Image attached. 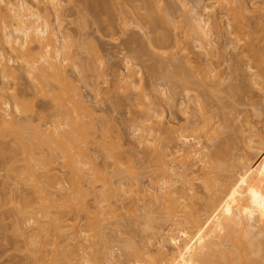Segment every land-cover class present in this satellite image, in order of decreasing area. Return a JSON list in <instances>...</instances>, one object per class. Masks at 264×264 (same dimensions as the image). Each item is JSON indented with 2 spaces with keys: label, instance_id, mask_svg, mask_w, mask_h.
Wrapping results in <instances>:
<instances>
[{
  "label": "rangeland",
  "instance_id": "374dc122",
  "mask_svg": "<svg viewBox=\"0 0 264 264\" xmlns=\"http://www.w3.org/2000/svg\"><path fill=\"white\" fill-rule=\"evenodd\" d=\"M29 1H35L36 2V0H29ZM47 1L48 0H45V1L40 0L39 2L42 3V4H40V6L44 5L45 4L44 2H46L45 5H48V8H49V4H47L48 3ZM59 1H60V6L62 5L61 10H63V12L61 14L62 18L60 17V19L62 20L61 21V28L64 32V35H63V38L65 37L64 41L66 38L68 39L70 36L69 40L66 39L67 41H69L68 43H70V41L73 42V43L69 44V45H71L72 52L70 50L69 51L73 54V55L72 54L71 55L73 56L74 62H75V60L79 59L77 61L79 64L77 62L76 63L73 62L75 64V66L72 63H71L72 65L69 63L70 65L68 64L69 65L68 66L66 63V65L68 66L69 69L67 67L65 69L68 70L69 74H71L72 78L75 80L74 83L75 84L77 83L76 85L80 87L79 89H81L80 91H82V95L85 98L87 97L88 101L84 98L87 102L85 104H87L90 109L92 108L91 109L92 112H90V110L88 109V107L86 105H85L86 107L84 106L85 107L84 108L83 107L84 104H82V106H81L82 108L81 107L77 108V106L75 108V106H73L72 103H71L72 106L66 104V107L68 109L72 108L71 109L72 111H73V107L76 110L79 109L78 110L79 112L74 109L75 112L73 111V113L75 114L77 112L76 117H78V115H80L81 119H80V116H79V118H76L74 116L75 118L72 117V120L76 121V122L81 120L80 122L82 124L81 126L83 127L84 132H85V129L87 127H89L91 125H92V127L87 128L86 134H85L86 139H84L82 141L83 144L80 143V146L82 144V146L80 147L82 154H83V150L85 149L83 157H82L81 152H79L80 157L84 160V162L80 159V161L82 163V164H80L81 166H79L80 171L74 172L76 174L82 175V176H79V178H82L81 179L82 181L78 177L77 178L75 177L78 175L71 173L70 172L71 170L69 171V169H67V167L63 165L61 158H58L57 162L55 161L56 163L55 162L52 163L53 165L51 164L52 166H50V170H49L50 172L49 173L53 174V177L55 176L54 178H57L59 175L60 176L58 178H61V176H62V181H60V182L62 183L65 181L62 184V186H63V188L66 187V189H68V191L70 189H72L73 186H75L74 187V188H76L75 193L78 195L77 197L79 198L81 204L86 205L88 203L89 208H88L87 214H88V217L90 216L89 218H91V216L96 215L94 213L95 210H94V195H93L95 185L93 186V184L96 183L97 185H99L98 182H95L94 180L92 181L93 178H91L93 172L96 170L95 169L97 167L96 164H98L99 169H101L105 165L106 168L104 166L103 169L105 168V170H108L107 172H111L113 174L112 177L115 176L112 179L122 178L121 180H123V182H125V183L130 181L131 176L129 175V177H128L127 173H129V172L127 170L124 171L123 169L127 168L128 165H131V166H133L135 171L139 172V174H140L139 175V181H140L141 185L144 186V188L149 189L152 186L155 188L157 186H161V184H160L161 180H158V179L164 178V177H161L162 175L163 176L165 175V177H167L172 172L171 171L170 172H164V174H162L161 173L162 171L159 169L160 166L156 167V165H155L156 161H159L158 160L159 158L157 159V157H159V156H157V153L160 152L162 149H164V146H166V145H168V146H166V147H168L167 150H170L169 146H172V147L174 146V145H172V142H171L172 140L170 139V135L172 133L170 131L168 134V131H169L168 129H171V127L179 126L176 129L181 130V128H180L181 125L187 124L186 121L190 120L192 128L194 129V127H196V128L198 127V129H194V130L190 129L192 131H190V130L185 131L184 130L182 133L184 134V132L188 131L187 134H189L190 132H192L193 134H196L194 138L198 139L201 142V145L208 146L207 147V148H209L208 150L212 151L213 153L216 154V156H218V160H219V162H221L223 164V166H224L225 161L221 160V158L225 159V160L228 159L227 160L228 163L225 162V166H227V167L224 166L225 170L223 168V170L219 171L221 173V176L219 175L220 174L219 172H218L219 174H217V176H219L218 177L219 178V180H218L219 184H220V182L223 181L225 183V185H224V183H222L224 185V186L223 185L222 186L226 187L227 186L226 183L229 184L228 181H230V183H231V179L227 180V178L233 177L232 180L235 179V177H234L235 173L238 171L236 173V179H238L240 181H238L239 183H237V180L235 179L234 183H231L232 187L233 188L237 187V189H241V193L245 194L246 196H247V194H249L250 195V197L248 196L249 198L252 197L250 199L251 201L248 202L246 200L245 195L244 196L241 195L242 197H245L244 199L243 198L242 199L246 200V202H248V204H244V201H243L242 205L244 206V208L240 209V213L241 212H243V213L241 215L240 214L239 215L243 218V220H245L249 224L253 225L254 229L256 231H261V232H259L260 234H257L258 236H255V238H257V239L259 238L261 241H259L258 244H259V246H261L260 242H262V246H263L264 245V242H263L264 241V142H262V140L264 139V86H262V84L261 85L256 84V86H257L256 87L255 82H252V81L254 79L259 80L260 74L261 75H262V73L264 74V67L261 68L262 65L264 66V54L262 52V51H264V0H239V1L238 0H232L233 2L230 0L231 3L229 1H228L229 2L228 3L227 0H224L226 5L224 3H221V2H223V0L222 1L221 0H200L201 3L198 2V0H170V2H168L167 0H163V2H164L163 7L168 9V7H166L167 3H170L172 6V7L170 6L171 8L169 7L170 8L169 10L166 9L168 12L171 10L169 12V14L170 15L172 14L170 16L171 17L170 19L172 20L171 21L172 24L171 23L170 24L169 23L163 24V23L157 22L158 24H160L159 26H158V24H156L159 28L157 26H156L157 28H155L154 27L155 25H150L152 23L148 19H146L148 17L146 16V10L144 8V2H145L144 0L143 1H141V0H94V1L89 0V2H87V0H84V1L83 0H62V2H61V0H59ZM90 1H91V3H90ZM237 1L240 3H238ZM85 2H86V5L87 4H89V5L83 7V5H85L83 3H85ZM161 3H162V0H161ZM194 3L196 5L198 4L197 8H198V10L200 9L201 11H202L201 8H203V6L207 7L208 10L207 11L205 10V12H204L205 19L206 18L207 19H210V18L213 19V14H216V16L218 17V18H214V19H217L219 21V22L218 21L216 22L217 23L216 25L213 24V22L211 21L212 19L209 20V23H211V24H209V26L212 25V26H210V30L212 27H216L218 24H220L218 26V28H220V29H218L216 27L217 32L214 31L215 28H213L214 30L213 29L211 30L212 35L210 33L209 39L212 42H210V44H209L210 47H209V45L207 46V48L209 47V50L206 47L202 46L208 50V51L204 50L207 52H209L212 49L210 51L211 53L209 52V54H207V53L205 54V52L203 51L204 48H202L201 50L198 48V43H197V41H195V39L193 37L194 36L193 33L191 35L192 31H190V26L188 24L184 25L185 23L188 22V21H186V17H188V16L184 17L185 20L183 18V15H187V14H183L186 12L185 11L187 9L186 6L189 4L190 5L193 4L192 6H196ZM241 3H244L246 6L244 4L242 5ZM184 4H186L185 9H183ZM223 4H224V7L228 6V4H231V5L233 4V11H232V6L230 7V9H231L230 10L229 9L230 5L226 9L223 7ZM238 5H239V7H238ZM241 5L243 6L242 8H241ZM86 7H88V8H86ZM188 7H190V6H188ZM234 7H235V9H234ZM84 10H85V12H84ZM48 11L50 13L49 14L50 17H48L49 16L48 15L47 18L49 19L50 22H52L54 20L52 22V25L56 24L55 23V22H57V21H55L56 17L54 16L53 13H51L50 9H48ZM79 11H81L80 13L82 14V16H84L87 13L86 14L87 17L85 15V20H83L84 17L80 16L81 14L79 13ZM156 11H158V10H156ZM160 12L165 13L164 11H160ZM180 12H182V14H183V15L181 14L182 16L180 15ZM159 13L157 14L158 16H159ZM207 13H209V14L207 15ZM42 15L44 16L45 14L43 13ZM209 16H211V17H209ZM230 16H232V17L229 18ZM233 17L234 18L236 17L237 22L239 19V23L235 22L236 20H234ZM228 18H229V20L232 19L234 21L231 20L230 21L231 23H230L227 20ZM257 18H259L258 21L260 23L257 21ZM240 19L242 21H240ZM147 20L150 22V24ZM179 20H180V22H178ZM183 20L186 22L185 23L182 22ZM86 21H88V22H86ZM255 21H257V22H255ZM81 22H83V25L81 24ZM85 22H86V24L84 25ZM232 22L234 23L232 28H234V25H236V24H238L237 25L238 27L235 26L236 28H234V29L230 28L232 26ZM227 23H229V24L227 25ZM228 26H229V28H228ZM240 26L245 27V28H241V34L236 31V30H239ZM167 27H169V28H167ZM187 27H189V28H187ZM168 29H169V31H168ZM186 29H188L189 32L186 31ZM244 29H245V31H244ZM250 29H252V31H254V32H251ZM162 30L163 31L167 30V33H166L167 38L165 37V31L163 32ZM232 30H233V32H232ZM248 30H250V32ZM242 32H243V35H242ZM169 33H171V34H169ZM189 33H190V35H189ZM184 34H186V35H184ZM230 34H232V36L239 34L238 35L239 37H241V36H243V37H241L240 38L241 40H240L238 36L232 37ZM161 35H163V37H161ZM156 36L158 38H156ZM77 38H78V42H75V45H74V41H75V39L77 41ZM159 38H161V39L159 40ZM170 38H171V40H170ZM233 38L234 39L236 38L237 40L236 39L233 40ZM242 38H245V39H242ZM80 39H82V40H80ZM156 39L159 40V42ZM162 39L165 40L166 44L164 43V41H162ZM229 39H230V44H229ZM59 40H62V39L58 38L57 42ZM231 40H232V42H231ZM247 40H249V43L251 41H253V42H251V45L253 43H255L254 44L255 46L252 45V48H251L249 46V44H247L248 43ZM79 41H81L82 43L81 42L79 43ZM83 41L89 42L87 44L90 47L88 52H87V49H88L87 45ZM93 41L95 42L94 44H96V45L93 46L92 49L93 50L95 48L98 49V50L95 49V51L98 53H96L95 51L93 52L91 49V46L94 45ZM226 41H228L227 42L228 44L226 43ZM233 41L234 42L237 41V42L234 43ZM244 41H245V43H244ZM167 42H169V43H167ZM238 42H240V44ZM77 43L81 44V48H80V45H78ZM83 43L85 44V46ZM167 44H169V46ZM166 45H167V47H165ZM235 45L237 47H235ZM72 46L73 47L78 46L77 49L80 51L77 52V50H75V48H74V50L76 52V53H74ZM82 46H84L85 48ZM159 46L161 49H159ZM211 46H212V48H211ZM67 47H68V45H67ZM246 47H248V48H246ZM5 48H7V47L5 46ZM164 48L166 49V51ZM249 48H251L254 51H255L254 48H256V50L258 48V50L255 52L257 54H259L260 57H258L259 55H257V54L255 55V52L253 51L254 57H252V54L250 53L251 54V56H250L251 58H250L249 52H251L252 50ZM157 49H158V51H157ZM244 49L247 52L243 51ZM90 50H91V52H90L91 54L89 53ZM168 50H170V51L167 52ZM238 50L240 52L243 51L242 53L245 52L242 55V57H240L242 53L241 54H240V52L236 53ZM189 51H190L191 62H193V61L198 62L197 64L207 63L211 68H214L213 69V71L215 70L214 73L216 71L219 73V75L217 72H216V74H213V76L210 78L211 82L214 79H215V81L221 80L219 84L217 83V85H219L218 86L219 88L217 87V85H216V88L222 89V90L220 89L221 91L218 90L219 92H221L222 95L220 94V95H209V96L202 95L203 93L199 92L202 90L201 88H200L201 90H199L198 87H196V89H195L193 84L191 85L190 82H189V84L187 82V85H185L186 86L185 90H187L188 86L190 85V89H192V90H190V89L188 90L190 93H192V92H195L197 94L200 93L199 99L200 100L203 99L202 102L205 104V105H203V107L205 106L204 108H202V109L200 108L201 110L198 108V103H197L198 101H196L194 98H192L193 95L190 98H186V95L184 96L185 92L183 93L184 90H182L185 87H183V85L181 86L179 82L177 85L175 83V81H173L172 79H170L168 77V75L174 70V65L171 62H175L176 60L180 59V57H181V59L178 60V62H181V60L183 61V62H181V63H183V65H182V68H183L184 60H186V59L183 60V58H185L184 53L189 52ZM201 51H203V52H201ZM259 52H262V53H259ZM77 53H78V55H77ZM168 53L169 54L171 53L170 54L171 56ZM74 54L77 56L75 57ZM161 54L162 55L165 54L166 56H169V57H167L168 61H167V58L165 56H162ZM210 54L212 56H210ZM261 54H263V55H261ZM91 55L93 57H91ZM158 55H160V56H158ZM236 55H237V57H236ZM262 56H263V58H262ZM78 57H81V59ZM164 57L166 59H164ZM255 57H256V59L262 58L263 61H261L262 63L259 64L261 66H259V65L257 66V62H259V60H261V59H258L257 61H256V59H252ZM89 58L90 59L94 58L95 61L93 62V59L90 60ZM238 58H240V59H238ZM248 58H249V60H248ZM16 59L17 58H14L13 61H11L9 63L11 65L13 63V65L15 66L14 67L12 65L13 70H12V67H11V70L16 74V77L15 76L10 77L11 74H9L8 77L0 76V78L2 77L3 82H5V84L9 87V89L7 90L5 95L8 98V100L11 101V103H12V95H14V93L20 94L19 97L21 96V98L23 99L22 101H24V102H21L24 104H23V107L21 108L22 109L21 114L19 113L16 115V117L19 116L17 119L18 120L20 119L23 121H25L24 120L25 118H26V120L28 119L25 122V124H27L29 122L27 124V126L24 124L25 128L27 127V129H29L31 126H32V129H37L38 123H41L40 125L44 129L46 126L52 127L53 124L54 125L57 124V126H58L59 121H60V123L66 122V120L62 119V116H61L62 114H60L58 111V108L61 105L59 104V106H57L58 102L56 101V99L54 97H52L51 95L44 96L45 94L43 95V93L37 89V87L33 84L32 80L28 77V75L25 74V71H22L24 68L23 69L21 68V67H23L21 60L18 59L19 61H17ZM73 59L71 57V60H73ZM85 59H87L88 61ZM240 60H242V61H240ZM101 61H103V64ZM159 61H161V62H159ZM164 61H165L166 66L164 65ZM251 61L253 63L255 61V64L250 65L249 62L251 63ZM91 62H93L92 65H90ZM127 62L130 63V64H127L128 66H126ZM178 62H176V63H178ZM15 63L21 65V67L19 65L16 66ZM168 63L171 65H169ZM246 63L249 65H247ZM76 64H78V65H76ZM186 64H187V62H186ZM197 64L194 63V65H197ZM236 64H238V65L236 66ZM132 65H134L133 68H136V70H137V68H139V70H137V71L134 70L132 68ZM159 65H160V67H158ZM172 65H173V70H171ZM70 66H72V67H70ZM73 66H74V68H73ZM130 66H131L132 74L134 77L132 75L129 77H125V76H128L127 72H129V70H127V69H129ZM251 66H254V67H251ZM125 67H128V68H125ZM195 67H197V66H195ZM241 68L243 70L245 68L246 69L243 71ZM255 68H259V69L254 70ZM96 69L99 72L98 71L96 72ZM125 69H126V71H125ZM238 69H240V70L237 71ZM262 69H263V71H262ZM89 70H91V72ZM103 70H104V72H103ZM186 70H187V73H189L188 76H190L191 71L189 70V68H187V65H186ZM234 70L237 72H235ZM247 70H249V71H247ZM259 70H260V72H259ZM165 71H166V73H164ZM183 71H184V68H183ZM213 71H212V73H213ZM245 71H246V73L244 74ZM185 72H183V73L185 74ZM197 72H199V69L197 70ZM257 72H259V73H257ZM90 73H92V74H90ZM98 73H100V74L103 73V74L100 75ZM256 73L259 76H257ZM87 74H89V75H87ZM250 74H251V77L253 78L252 81L250 79L251 77H249ZM253 74H254V76H253ZM95 75H96V77H95ZM81 76L84 77L85 79L84 78L79 79ZM199 76H201V75L199 74ZM214 76H215V78L212 79ZM218 76H219V78H218ZM9 77H10V79H9ZM75 78L78 81H76ZM216 78H218V79H216ZM0 81H1V79H0ZM250 81L252 82V84L250 83ZM121 82H123L122 85H121ZM211 82H209L210 85H211ZM139 83H140V85H139ZM232 83H234V84L236 83L237 86H240V85L243 86V87L240 86L238 89H240V88L242 89V88L246 87V89L244 88L245 90H247L246 93L244 95H242L241 89L240 90L237 89V90H235L236 92L231 91L232 94H236L238 91H240L236 95L228 94L229 92L227 91V88H228V90L230 88L232 89V87H229L228 85L230 84L232 86ZM141 84H142V86H141ZM215 84H212L214 89H216L214 87ZM179 86L181 88H179ZM193 87H194V89H193ZM140 88L144 89V91L146 93L144 91H142V94H141ZM197 88L199 91H197ZM209 89H212V88H209ZM214 89H213V91H215ZM223 90H226V92H228V93H226V92L224 93ZM243 90H242V92L245 91V90L244 91ZM176 91H178V94ZM181 93H183V94H181ZM143 94L145 97L142 96ZM215 94H217V92ZM219 102H222V103H219ZM67 103H70V102L68 101ZM74 103H76V101ZM79 103L80 102H78L77 105ZM147 104H149V106ZM31 105L33 108L31 107ZM156 106H157V108H156ZM143 107H144V110L142 109ZM153 107H155V108H153ZM181 107L184 110H186L184 108V107H186L187 111H184ZM61 108L64 109L65 106L59 108L60 110H63ZM203 110H204V112H203ZM145 111H146V113L148 111L149 114L153 113L152 114L153 119L146 121L144 123L147 126L151 125V127L153 128L151 134H152V138H154V141H153V143H151L152 141L150 140L147 143L148 145H146L145 143L143 145H141L140 143H138V140L136 138V136L138 135V134L136 135V132L137 133L139 132V131H137L136 126L143 120L142 119L139 122V119L142 118L141 117L142 112H144L143 113L144 116L146 115ZM183 111L188 112V113L184 114ZM198 111H201V112H198ZM62 112L64 113V110ZM39 113L42 115H40ZM73 113H72V115H73ZM200 113L203 115H201ZM56 114L58 116H55ZM140 114H141V116L139 117ZM149 114L146 117H149ZM205 115H206V117H205ZM42 116H44V117H42ZM144 116H143V118H145ZM186 117H188V119ZM206 118L208 119V121L206 120L208 123H206L204 120ZM77 119H80V120H77ZM153 120H155L154 123L158 122L157 125H153L154 124V123H152ZM80 122H78V123H80ZM30 123H31V126H29ZM135 124H137V125H135ZM216 125H218V126H216ZM24 126H23V129H25ZM155 126L156 127L158 126L160 128V130L159 129L157 130L158 127L155 128ZM164 127H166L165 130H164ZM213 127L217 128L218 131L215 130V128H213ZM61 128H62V126H60V129ZM189 128H191V127H189ZM219 128H220V130H219ZM0 129H1V127H0ZM89 130L93 133H90ZM206 130H207V132H206ZM214 131L218 132L217 136H216V132H214ZM220 131H222V132H220ZM87 132L91 135H93V134L94 135L89 136ZM34 133L36 134L37 132L32 131L31 129L26 130V131L23 130V132L21 134V139L18 137L20 143L17 142V145H16L15 144L16 141L12 140L14 135L12 137H10L8 135V133H7V135L6 134L3 135L0 132V147H1L0 148V154H2L1 152L3 150H5V151H3V154H2L3 156H0V159H1V157L3 158L4 156H7V157H4L5 159L3 158L0 160V264H32L31 263L32 258L30 259V257H29V252L31 253V250H28V248L30 249V246L28 244H29V242L31 243L33 230L30 228L29 224H26L24 226L22 224V226L20 225V229L24 228L25 230H23V231L21 230V234H23V235H21L19 233L20 229H19V231H16V230H18L17 228H19V225L18 226L15 225L14 214L12 216V214H10V213H13L12 212L13 209H11L12 206L14 205L12 198L16 196L14 198V202H16V204H17V202H18L17 195L19 194V192L20 191H23V192L27 191L28 192L30 187L32 189L31 183L27 182L29 180H27L26 178L21 179L20 177L22 175L20 177L18 176L20 179L16 178L17 176H16L15 172H13V170L15 167H17V169L20 172H22V174L24 173L23 175L26 176V169L24 172L21 170L26 168L25 166L27 165V162H26V165H23L25 163H23V164L21 163L24 166V168L22 165H20V161L22 162V160H20V159H22L25 156V154L23 152V148H22V139L27 141V140H29V136H35ZM197 134H198V137H196ZM43 135L36 134V136L38 138L40 136H41L40 138H46V136H43ZM87 135H88V137H87ZM192 136H194V135H192ZM94 137H95V139H93ZM260 137H261V140H259ZM262 137H263V139H262ZM90 138H92V140H93V142H91V143H90V141H92V140ZM249 138H251L252 140ZM18 139H16V140H18ZM87 139H90V140H87ZM169 140H171V141H169ZM225 140L228 142V144H226L227 142ZM85 141L86 142L88 141V143H86ZM191 141H194V139ZM221 141L222 142L224 141L225 143H222ZM155 143L157 144L158 147L160 146V149L158 148L160 151L158 149H156L154 151L155 148H153V147H155L154 146V145H156ZM221 143L224 146L226 145L225 149L223 148L224 146L222 147ZM162 144H164V145H162ZM218 144L221 146L219 147ZM104 145H105V147H104ZM250 145H251V147H249ZM161 147H162V149H161ZM221 147L224 150L228 149L226 151V153L222 152L223 149ZM2 148H3V150H2ZM7 149H8V151H7ZM107 149H109V151ZM110 149H111V151H110ZM172 149H174V148H172ZM14 151H16V152H14ZM35 151H37L38 154H43V155L48 153V150L45 147L38 148V149L36 148ZM87 151L91 155L86 153ZM107 151H108V153H107ZM118 151H119V153H118ZM156 151H158V152H156ZM5 153H6V155H5ZM16 153H18V154H16ZM20 153H21V155L23 154L24 156H21ZM109 153H110V157L108 155ZM86 154H88L90 157H88V155H86ZM111 154H113V155L111 156ZM221 154H222V156H221ZM14 155H16V156H14ZM158 155H159V153H158ZM223 155L225 157H223ZM227 155H229V156L226 157ZM91 156H93V157H91ZM120 156H121V158H120ZM219 156H221V158H219ZM11 157H12V159H11ZM17 157H19V158H17ZM14 159L17 161H15ZM93 159L95 162L93 161ZM115 159H119L117 161V163H116ZM246 159L249 161H247ZM88 160L89 161L91 160V161L89 162ZM10 161L12 162L11 164L9 163ZM246 162H249V165H250L251 170H252V172H250V171L249 172L253 174L252 175L253 179H251L252 177L251 178L247 177V180L242 178L244 176L245 172H244V170L242 171V168L240 165L244 166V163H246ZM13 163H15L16 165ZM12 164L14 167L11 166ZM54 164H56V165H54ZM87 164H89V165H87ZM116 164H119V166L121 164V166L119 168L120 169L123 168L122 170H120V169L118 170V171H120V173H118V171H117L118 168H117ZM158 164H159V162H158ZM198 164H201V165H198ZM204 164L200 163V162L194 164L193 168L191 169V170H193L192 173L189 172V176L187 175L189 178H191L190 174L193 176L191 178L193 191L192 192L189 191V192H190V194H192L194 192V195L192 196L193 198L190 197L189 200H190L193 208L197 207L195 212H191V213H195L193 215H196V216H193V215L192 216L194 218L200 217V219L204 223V224L202 223V225L204 226V229L206 228L205 230L202 231L203 233H205V236H203L204 234L202 235V232H201V235L204 238H199V236L197 234L200 235V233H194V236H192V237H193V239H196V238L199 239V240H197V239L196 240H197V243L199 242L198 246H200V247L202 246V244L204 242H207L206 244H203V246L204 247L206 246V248H207V244H209L208 249L210 247L211 249H209V250L211 252L217 254V255H220L221 251H223L224 248L226 249L228 247L229 248L227 250L229 252V250H233L234 247L236 246L237 248H235L233 250V252H235V251H237L236 249L239 248L238 246L240 244H238V241L242 237V236L241 237L237 236L238 237V240H237L236 235H237V233H239L241 231H239V229H237L236 226L233 228V230L229 231L228 228L224 225V223H222L223 225H219L221 222H223L222 219H220L221 220L220 223H219V220L215 221L216 218L219 219L218 217H216L217 211L213 212V211H215V210H213L212 212L214 214H212V212H211L212 209L210 211H209V209H208V211L205 210V208L207 209L206 205H207V202L209 200V195H208L209 190L205 188L204 183H206L207 179H212L211 177H213V179H214L215 177H214V174H207L206 169L208 167V164L206 163L205 164L206 167L203 168ZM7 165H8V167H6ZM249 165H247V166H249ZM9 166L11 169H9ZM53 166H55V168ZM100 166H102V167H100ZM12 167H13V169H12ZM18 167H20V168H18ZM80 167H82V169ZM228 167H229V169H228ZM21 168H23V169H21ZM51 168L52 169L54 168L55 170L57 169L56 172L58 173V176L55 175L56 174L55 171H53ZM17 169L15 168V170H17ZM40 169L41 168H39L38 170H40ZM103 169H101L102 173L104 171ZM81 170H82V172H81ZM97 170H98V168H97ZM101 170H100V172H101ZM19 171H17V172H19ZM88 171L90 174L91 173L92 174L90 175L88 173ZM121 171L122 172L124 171L122 173V175H121ZM222 171H224V172L222 173ZM203 172H204V174H203ZM80 173H82V174H80ZM98 173H99V171H98ZM104 173H105V171H104ZM167 173H170V174H167ZM226 173H231V175L233 174L234 176L231 177V175L229 176ZM119 174H120V176H119ZM223 174H224V176H223ZM63 175L65 178L63 177ZM73 175H74V177H73ZM86 175L89 177H87ZM245 175H247V173ZM249 175L250 174H248V176ZM220 177H221V179H220ZM224 177H225V180H224ZM73 178H76L77 180L76 179L74 180ZM83 178H84V180H83ZM177 178H178V181L177 182L175 181V185H174L175 187L178 186L177 184H179V186H180V184L183 183L184 175L180 173ZM87 179H89L91 181H88ZM164 179H162V180H164ZM18 180L19 181L24 180V182H26V183L22 182V184H20L21 182H19ZM53 180H56V179H53ZM59 180L60 179H58L56 181H59ZM155 180H157L158 182H156ZM226 180H227V182H226ZM248 180H249V183L252 182L250 184V186H249L248 182L246 183V181H248ZM73 181H76L77 183L74 182V185H73ZM79 182H81V183H79ZM215 183H217V182H215ZM54 184L52 186H54V187L56 186L55 188L57 190L59 188V190L61 189V191H62V187L58 186V188H57L58 184L57 183H56L57 185H54ZM83 184H85V185H83ZM156 184H157V186H156ZM240 184H241L242 188H238V187H240L239 186ZM64 185H66V186H64ZM13 186H14L15 190H14ZM27 186H30V187H27ZM96 188H98V187L96 186ZM16 189L17 190L19 189L18 190L19 192ZM246 189L248 190L247 194H246V191H247ZM243 190H246L245 193ZM32 191H33V189L31 190V193H29L30 191L28 193L26 192L27 193L26 196H28V195L30 196V194H32L31 195V197H32L33 196ZM78 191H80V192H78ZM149 191L151 192L152 189H150ZM81 192L84 194H82ZM150 192L149 193H148V191L145 192V194L142 195L140 197V199H136V200L133 199L132 196H122V200L116 202V207H115L116 212L114 213L115 215L112 216V215L108 214V218H107V215H105L107 219H105V220L103 219V221H105V224L103 223V227L96 226V223H95V227H94V225H92V224L90 225L87 223L88 227L90 229L87 228V225H86V229H84L85 228L84 225L86 224L85 222L87 221L86 214H84V211H82V210H79L77 212L75 211L73 214L76 216V218L72 219V221H69V222H72L74 224V228H77L76 226H78V228H80V230L82 229V231H83L82 233H80L81 231L79 232L80 236L78 235V237H80V241L82 240V242L79 241L80 242L79 243V242L75 241L76 244L79 243V245L77 247L75 244V248H73V249H76V247H77V248H79L78 250H80L79 252L83 253L80 255L81 259H83L82 255L84 256L86 254L87 255L86 258H88V256L90 259H92V257L95 258L97 264H152V261L154 259H156V262L161 260L165 264H170V260H174L176 258L178 259L176 261L179 262L181 257L183 258V256H184V251L186 252L187 251L186 249L189 248V247H185L184 242H185V240H186V242L188 240V243H189L190 240L187 239L188 237L186 238V236H185L186 234L184 235V233H186V231L181 229L182 226L179 227V224H176L175 226L178 229L173 225L172 226L174 228H172V226L169 225L170 222L165 221V220L162 221V216L164 215L162 208H161L162 198L160 199V197H159L158 199L155 200L153 196L149 195ZM238 192H240V191H238ZM241 193H239V194H241ZM5 194H7V195H5ZM8 194H9V196H8ZM13 194L14 195L16 194V195L14 196ZM11 195H13V197ZM8 198H10L9 200L12 199L11 200L12 206H11V204L8 203V202H10L9 200H7ZM4 200H7V202ZM86 200H87V202H86ZM85 202H86V204H83ZM158 202H159V204H158ZM232 207H234V206H232ZM230 209L233 210V208H231V207H230ZM93 210H94V212H93ZM160 210H161V212H160ZM193 210H195V209H193ZM204 210H205V212H203ZM250 210L252 211V216L249 215ZM81 211L83 213H81ZM112 212H114V211H112ZM208 212H210V213H208ZM89 213H90V215H89ZM159 213H161V215H159ZM199 213H202L203 215L202 214L200 215ZM205 213L207 214V219H206ZM208 214L210 217L208 216ZM230 214L233 215L232 212ZM214 215L216 218L213 217ZM234 215H235L234 217L237 218V211H236V213H234ZM153 216H155V217H153ZM217 216H219V214ZM210 218H211V220H210ZM13 219H14V221H13ZM91 219L94 221L93 218H91ZM91 221H90V223H92ZM211 221H213V224L215 222H217V224L219 223L218 226H217V224H214L215 225V227H214V225L211 224L212 223ZM83 223H85V224H83ZM210 226H213V227H210ZM219 226H220V230H219ZM170 227H171V229H170ZM183 227H184V225H183ZM66 228H68V227H66ZM74 228L69 227V230L68 229L65 230L64 235H66V232H68V234L70 235V233L74 230ZM159 228H160V230H159ZM193 228H194V226L192 227L191 230H193ZM87 229H88V231H86ZM175 229H177V230H175ZM234 229L237 230L236 231L237 233L235 232ZM94 230L95 231L99 230V232H95ZM101 230L102 231L104 230L103 233L105 232V234H103V235H105V238H103L101 236L100 237L103 238L105 241L104 240L100 241L98 239L99 233H100V235L102 234ZM152 231H154V233H156L157 236H156V234H153ZM195 231H196V229H194L193 232H195ZM204 231H206V232H204ZM214 232H215V235H214ZM68 234L66 235V236H68L67 237L68 240L65 236V238L61 242H65L66 240L70 241V242H74L71 238L69 239ZM169 234H172L173 237L170 238V240L166 241L164 236L166 237V235H169ZM233 234L235 235L234 237H232ZM159 235H162V237L164 238V246L165 247L162 251L158 250V245L156 243V240H157L156 238H158ZM70 236L72 237V235H70ZM196 236H198V237H196ZM78 237H77V239H79ZM147 237H148V239L145 240V238H147ZM194 237H196V238H194ZM213 238H215V239L213 240ZM233 238H235L234 242L231 240ZM75 239H76V237H75ZM200 239L203 241H201ZM241 240L244 241L243 238ZM145 241H150V242L148 243V245L144 246L143 243ZM235 241H237L236 245H235ZM243 241H241V242H243ZM254 241H255V239H254ZM61 242H60V245L62 244ZM200 243H201V245H200ZM232 243H234V244H232ZM239 243H240V241H239ZM82 244H84L85 246H83ZM127 244L132 245V248L130 246L131 249H129V250H132V255H130L129 250H128V254L130 257L129 256L125 257L128 259V260L127 259L125 260L124 256H121L120 253L122 252L121 250L124 251L125 248H126V250L128 249ZM81 245H82V247L80 249L79 246H81ZM125 245H127V247ZM230 245H232L233 247H230ZM25 246H28V247L25 248ZM62 246H65V245L63 244ZM180 246H182L181 248H183V249H181V250H183V252L181 250H179ZM241 246L242 245H240V247ZM71 247H73V245H71ZM200 247H199V249H200ZM263 247H261V248H263ZM25 249H27V250H25ZM241 250L243 251V249H241ZM242 251L239 250V251H237V253L240 252V254H242L241 253ZM181 252L183 255L181 254ZM123 253L126 254L125 252H123ZM77 254H78V252H77ZM180 254L182 255L181 257H180ZM234 254L236 256V252ZM261 255L263 256L262 260H264V248L261 250ZM170 256H171V259H169ZM237 256H238V254H237ZM162 258L164 260H162ZM81 259H80V262L82 261ZM180 262H181V264H185L184 258H183V261L181 259ZM180 262H179V264H180ZM263 264H264V261H263Z\"/></svg>",
  "mask_w": 264,
  "mask_h": 264
},
{
  "label": "bare ground",
  "instance_id": "6f19581e",
  "mask_svg": "<svg viewBox=\"0 0 264 264\" xmlns=\"http://www.w3.org/2000/svg\"><path fill=\"white\" fill-rule=\"evenodd\" d=\"M40 0H36V2L35 1H29V0H0V76H2V77H8L9 76V74H11L10 75V77H13V76H15L16 77V74L12 71L13 70V67H12V65H13V63H12V65L11 64H9L11 61H13V59L14 58H17L16 60L17 61H19V60H21V62H22V66L23 67H21V65H19V64H16V66H20L23 70L22 71H25V74L26 75H28V77L32 80V82H33V84L37 87V89L39 90V91H41L42 93H43V95L44 96H46V95H51L52 97H54L55 99H56V101L58 102H56L57 103V106H59V104L61 105V106H59V108L60 107H63V106H65V108L63 109V108H61V109H63L64 110V113L62 112L63 110H60L59 108H58V111H59V113L60 114H62L61 116H62V119L63 120H66V122H61L60 123V121L58 122L59 124H58V126H57V124H53V126L52 127H48V126H46L44 129H43V127L40 125L41 123H36L38 126H37V129H32V126H31V123H30V125L29 126H31L29 129H27V127L25 128V126H24V124H25V122L28 120H26V118L24 119L25 121H23V120H18L17 118L19 117H16V115L17 114H21V108L23 107V104L24 103H21V102H24V101H22L23 99L21 98V96L19 97V95L20 94H16V93H14V95H12V103H11V101H9L8 100V98L6 97V92H7V90L9 89V87L5 84V82H3V78L1 77L0 79H1V81H0V127H1V129H0V132L3 134V135H7V133H8V135L10 136V137H12L13 135V139L12 140H15L16 141V145H17V142H19V139H18V137L21 139V134H22V132H23V130H32V131H36L37 133L36 134H41V135H43V136H46V138H38L37 136H36V134H35V136H29V140H27V141H25L24 139H22V148H23V152H24V154H25V156L22 154L21 155V153H20V155L21 156H24L22 159H20V160H22V162L20 161V165H22L23 163H25V164H23V165H26V162H27V165L25 166L26 168H24V166H23V168H21V169H23V170H21V171H25V169H26V176L25 175H23L22 174V172H20L18 169H17V167H15L17 170H15V168H14V170H13V172H15V174H16V178H19L21 175V179H27V180H29V181H27L28 183L30 182L31 183V186H32V189H33V196L31 197V195L32 194H30V196L28 195V196H26L27 195V193L29 192V193H31V187L30 186H27V187H30V189H29V191L26 193L25 191V193L23 192V191H18L17 189V191L19 192V194L17 195V197H18V202H17V204H16V202H14V198L16 197L14 194V196L15 197H13V195H11L10 197L13 199V206H12V199L11 200H9L10 198H8L7 200H9L10 202H8L9 204H11V206H12V208L11 209H13L12 210V212L13 213H10V214H12V216H13V214H14V217H15V225L16 226H18L19 225V228H17L18 230H16V231H19V229H20V225L22 226V224H23V226L24 225H26V224H29L30 225V228L33 230V233H32V240H31V243L29 242V246H30V249L28 248V250H31V253L29 252V257H30V259L32 258V261H31V263L32 264H97V262H96V260H95V258H93L92 257V259H90L89 258V256H88V258H86L87 257V255L85 256H83L82 255V257H83V259H81V254H83V253H81V252H79L80 250H78L79 248H77L78 247V245H79V243L80 242H82V240L80 241V237H78V235L80 236V233H82L83 231H82V229L80 230V228H78V226H76L77 228H74V224L72 223V222H69V221H72V219H75L76 218V216L73 214L75 211L77 212V211H79V210H82V211H84V214H86V217H87V221L85 222V223H83V224H85L84 226H85V228L84 229H86V225H87V228L88 229H90L89 227H88V224H92V225H94V227H95V223H96V226H100V227H103V223L105 224V221H103V219L105 220V219H107L108 218V214L109 215H115L114 213L116 212L115 210H116V202H118V201H121L122 200V196H132V198L133 199H140V197L142 196V195H144L145 194V192H147L148 191V193L150 192L149 190L150 189H152V191L150 192V194L149 195H151V196H153L154 197V199L156 200V199H158L159 197H160V199L162 198V202H161V208H162V211H163V213H164V215L162 216V221H168V222H170V226H175L176 224H179V227L180 226H182L181 227V229H183V230H185L186 231V233H184V235L186 236V238L187 239H189L190 240V242L188 243V240H187V242H186V240H185V242H184V244H185V247H189L188 249H186L187 251V253L184 251V256H183V258H184V263L185 264H263V261L264 260H262L263 259V256L261 255V250L264 248L263 246H262V242H260L261 243V246H259V241H261L259 238L257 239V238H255V236H258L257 234H260L259 232H261V231H256L255 229H254V226L253 225H251V224H249L248 222H246L245 220H243V218L240 216L243 212H241L240 213V209H242V208H244V206L242 205V203H243V201H244V204H248V202L249 201H251L250 199L252 198H249L250 197V195L249 194H247V192H248V188L246 189V190H243L244 191V193H245V191H246V194H247V196L245 195V194H243V193H241V189H237V187H235V188H233L232 187V185H231V183H234V181H235V179H236V173L238 172H236L235 173V176L232 174L231 175V173H226L227 175H231V177L232 176H234L235 177V179H233L232 180V178H227L226 176V178H227V180H229V179H231V183H230V181H228V183L229 184H227L226 183V185L229 187L230 185V187L228 188L227 186L226 187H223L224 185H225V183L222 181V182H220V184H219V182H218V180H219V176H217V174H219L220 172L219 171H221V170H223V168H224V170H225V167H227V166H225V162H227L228 163V159L227 160H225V159H222L221 158V156H222V154H221V156H219V158H221V160H223V161H225L224 162V166H223V164L221 163V162H219V160H218V156H216V154L215 153H213L212 151H210V150H208L209 148H207L208 146H206V145H201V142L198 140V139H195L194 137H195V135L196 134H193L192 132H190L189 134H187L188 133V131L187 132H184V134L182 133L184 130L186 131V130H190V129H192V130H194V129H198V127L196 128V127H194V129L192 128V126H191V123H190V120L188 121L187 119H188V117H186L187 119V121H186V123L187 124H183V125H181V130L179 129V130H177L176 128L177 127H179V126H177V127H171V129H168L169 131H168V134H169V132L171 131V135H170V139L172 140H169V141H171L172 142V145H174L173 147L172 146H169V149L170 150H167L168 149V147H166V146H168V145H166V146H164V149H162V147H161V151L159 150L160 149V146L158 147L157 146V144L156 145H154L155 147H153V148H155L154 149V151L156 150V149H158L160 152H158V151H156V152H158L159 153V155H158V153H157V156H159V157H157V159L159 160V161H156V167H158V166H160L159 167V169L162 171H160L162 174H164V172H172L171 174L170 173H167V174H170V175H168L167 177H165V175L163 176H161V177H164V178H157L158 180H161L159 183L161 184V186H157V184H156V188L155 187H151V188H149V189H147V188H144V186H142L141 185V183H140V181H139V172L138 171H135L134 170V168H133V166H131V165H128L127 166V168H125V169H123V168H119L120 166H121V164H120V166H119V164H116L117 165V171L120 169V170H127L129 173H127L128 175V177H129V175L131 176V178H130V181H128V182H123V180H121L122 178H120V179H118V178H115V179H112V178H114V177H112L113 176V174L111 173V172H107L108 170H105V168H106V166H105V168L103 169V167L102 166H100V167H102L101 169H103L104 171H105V173H104V171H103V173H102V170L101 169H99V167H98V164H96V170H97V168H98V170L96 171H94L93 172V174H92V177L91 178H93L92 179V181L94 180L95 182H98V184L99 185H97L96 183L95 184H93V186H94V191H93V195H94V210H95V212H94V210H93V212L96 214V215H93V216H91V218H93L94 219V221L91 219V218H89L88 217V208H89V205H88V203L86 204V202H87V200H86V202L85 203H83V204H86V205H82L81 204V202H80V200H79V198L77 197L78 195L75 193L76 191V188H74L75 186H73V188L72 189H70L69 191H68V189H66V187H64L63 188V186H62V184L65 182H60V181H62V176H61V178H58L59 176H58V173L56 172V170L54 169L55 168V166H53L54 168L52 169L53 171H55V175H57L58 177L57 178H54L53 177V174H50L49 172V170H50V166H52L53 164L52 163H54L55 161L57 162V159L58 158H61V160H62V163H63V165L64 166H66L67 167V169H69V171L71 172V173H74V172H78V171H80L79 170V166H81L80 164H82L81 163V161H80V159L84 162V160L80 157V153L79 152H81V149H80V147L82 146V144H83V140L84 139H86L85 137V134H86V130H87V128H89V127H92V125L91 126H89V127H87L86 129H85V132H84V130H83V127L81 126L82 124H81V116L80 115H78V117H76V114H77V112L74 114L73 113V111H74V109L76 108V106H77V108H80L81 106H82V104H84L83 105V107L86 105L87 107H88V105L87 104H85V103H87L86 102V100H87V97L85 98L83 95H82V91H80L81 89H79L80 87L79 86H77L75 83H74V79L72 78V76H71V74H69V72H68V70L67 69H65L66 67L68 68V66L72 63L74 66H75V64L74 63H76L79 59L78 58H80L81 59V57H78L77 59L78 60H75V62H74V59H73V54L71 53L72 52V50H71V45H69L70 43H73V42H71L70 41V43H68L69 41H67V40H69V38H70V36H69V38L66 40L65 39V41H64V38H63V35H64V32H63V30H62V28H61V19H60V17H61V14H62V12H63V10H61L62 9V5L60 6V1L59 0H48L47 2V4H49V8H48V5H45L46 4V2H44L45 4L44 5H41L40 6V4H42V3H40L39 2ZM45 1V0H44ZM84 1V0H83ZM94 1V0H93ZM141 1H143V0H141ZM145 2H144V8H145V10H146V16L148 17V18H146V19H148L152 24H150V22H149V24L150 25H155L154 27L155 28H157L160 24H158L157 22H160V23H171L172 24V20L170 19L171 17V15L169 14V12L171 11H167V10H169L172 6H171V4L170 3H167V6L166 7H168V9L167 8H165V7H163V0H162V3H161V0H144ZM168 2H170V0H167ZM222 1V0H221ZM230 2L231 3V1L230 0H227V2ZM239 1V0H238ZM237 1V2H238ZM61 2H62V0H61ZM87 2H89V0H87ZM96 2V1H95ZM197 2V1H196ZM198 2H200L201 3V1L200 0H198ZM197 2V3H198ZM228 2V3H229ZM233 2V1H232ZM90 3H91V1H90ZM221 3H224L225 5H226V3L224 2V0H223V2H221ZM238 3H240V2H238ZM62 4V3H61ZM83 4H85V5H83V7L84 6H87V5H89V4H87L86 5V2L85 3H83ZM93 4V3H92ZM95 4V3H94ZM166 4V3H165ZM188 4V3H187ZM195 4V3H194ZM224 4H223V7H224ZM242 5L244 4V3H241ZM183 5V4H182ZM185 5L186 4H184V8L183 9H185ZM193 5V4H192ZM192 5H187L186 7H187V9L185 10L186 12L185 13H183V14H187V15H183L182 14V12H180V15L182 14L183 15V18L185 17V16H188V17H186V21H188L187 23H185L186 21H184L185 20V18H184V20L182 21V22H184L185 24L184 25H186V24H188L189 26H190V31H192L191 32V35H192V33H193V37H194V39H195V41H197V43H198V48L201 50L202 48H204V47H206L207 48V46L210 44V42H212V41H210V39H209V37H210V33H211V30L213 29V28H215V32H217L216 31V27L218 28V26L220 25V24H218L216 27H212L211 28V30H210V26H212V25H210L209 26V24H211V23H209V20H211L212 18H210V19H205V16H204V12H205V10L207 11L208 9H207V7L205 6H203V8H201L202 9V11L199 9L198 10V8H197V6H198V4L196 5V6H192ZM201 5V4H200ZM204 5V4H203ZM230 5V6H229ZM241 5V8L243 7ZM245 5V4H244ZM113 6V5H112ZM171 6V7H170ZM188 6H190V7H188ZM228 6H229V9H230V7L232 6V11H233V4L231 5V4H228ZM228 6H226V7H224V8H228ZM246 6V5H245ZM82 7V8H83ZM91 7V6H90ZM170 7V8H169ZM200 7V6H199ZM238 7H239V5H238ZM86 8H88V7H86ZM85 8V9H86ZM48 9H50V11H51V13H53L54 14V16L56 17V19H55V21H57V22H55L56 24H54V25H52V22L54 21H52V22H50L49 21V19L47 18V16L50 14L49 13V11H48ZM141 9V8H140ZM167 9V10H166ZM210 9V8H209ZM228 9V10H229ZM234 9H235V7H234ZM42 10V11H41ZM156 10H158L159 12L160 11H164L165 13H162V12H158V11H156ZM166 10V11H165ZM182 10V9H181ZM231 10V9H230ZM46 15H42L43 13ZM81 11H79V13H80ZM84 12H85V10H84ZM89 12V11H88ZM159 13V16L157 15L158 13ZM168 12V13H167ZM209 12V11H208ZM83 13V12H82ZM96 13V12H95ZM94 13V14H95ZM162 13V14H161ZM81 14V13H80ZM79 14V15H80ZM87 14V13H86ZM85 14V15H86ZM209 13H207V15H208ZM234 14V13H233ZM85 15L84 16H82V14L80 15V16H82V17H84V19L83 20H85ZM181 15V16H182ZM235 15V14H234ZM145 16V15H144ZM237 16V15H236ZM48 17H50V15L48 16ZM86 17H87V15H86ZM208 17V16H207ZM209 17H211V16H209ZM232 16H230L229 18H231ZM62 18V17H61ZM80 18V17H79ZM214 18H218L217 16H216V14H213V19L211 20L212 22H213V24L214 25H216L217 23V19H214ZM229 18L227 19L229 22L232 20H229ZM234 18V17H233ZM238 19V18H237ZM81 20V19H80ZM216 20V21H215ZM234 20H236V17L234 18ZM234 20H232V21H234ZM256 20V19H255ZM259 20V18H257V21ZM227 21V22H228ZM240 21H242L241 19H240ZM257 21H255V22H257ZM86 22H88V21H86ZM86 22L84 23V25L86 24ZM178 22H180V20L178 21ZM219 22V21H218ZM235 22H237V20L235 21ZM259 22V21H258ZM231 23V22H230ZM237 23H239V19H238V22ZM260 23V22H259ZM81 24L83 25V22H81ZM156 24H158V26L156 25ZM229 23H227V25H228ZM233 22H232V26L230 27V28H232L233 27ZM246 24V23H245ZM168 25V24H167ZM166 25V26H167ZM231 25V24H230ZM238 24H236V25H234V28H236V27H238L237 26ZM157 26V27H156ZM162 26V25H161ZM170 26V25H169ZM173 26V25H172ZM236 26V27H235ZM153 27V26H152ZM163 27V26H162ZM171 27V26H170ZM154 28V29H155ZM159 28V27H158ZM164 28V27H163ZM167 28H169V27H167ZM166 28V29H167ZM187 28H189V27H187ZM228 28H229V26H228ZM234 28H232V29H234ZM241 28H245V27H241L240 26V28H239V30H236L238 33H240L241 34ZM218 29H220V28H218ZM230 30V29H229ZM251 30V32H254V31H252V29H250ZM250 30H248L249 32H250ZM163 31V30H162ZM161 31V32H162ZM165 31V30H164ZM163 31V32H164ZM168 31H169V29H168ZM186 31H188V29H186ZM185 31V32H186ZM228 31V30H227ZM244 31H245V29H244ZM247 31V32H248ZM184 32V33H185ZM189 32V31H188ZM230 32V31H229ZM232 32H233V30H232ZM235 32V31H234ZM248 32V33H249ZM160 33V32H159ZM166 33H167V30L165 31V37L167 38V36H166ZM66 34V33H65ZM158 34V33H157ZM164 34V33H163ZM169 34H171V33H169ZM235 34V33H234ZM237 34V33H236ZM184 35H186V34H184ZM189 35H190V33H189ZM211 35H212V33H211ZM231 36H232V34H230ZM239 35V34H238ZM238 35H235V36H232V37H237ZM242 35H243V32H242ZM159 36V35H158ZM170 36V35H169ZM230 36V37H231ZM245 36V35H244ZM67 37V36H66ZM161 37H163V35H161ZM239 37V36H238ZM241 37H243V36H241ZM241 37H239V39L241 38ZM58 38L59 39H62V40H59L58 42H57V40H58ZM156 38H158L157 36H156ZM72 39V38H71ZM161 38H159V40H160ZM165 39V38H164ZM169 39V38H168ZM236 39V38H235ZM234 38H233V40H235ZM238 39V40H239ZM242 39H245V38H242ZM73 40V39H72ZM80 40H82V39H80ZM84 40V39H83ZM157 40V39H156ZM159 40H157L158 42H159ZM170 40H171V38H170ZM237 40V39H236ZM241 40V39H240ZM85 41V40H84ZM83 41V42H84ZM162 41H164V43H165V40H163L162 39ZM248 41V43L247 44H249V46L252 48V45L253 46H255L254 44L255 43H253L252 45H251V42H253V41H251L250 43H249V40H247ZM68 44H67V43ZM75 42H78V38H77V41H76V39H75V41H74V45H75ZM81 41H79V43H80ZM87 42V43H86ZM86 42H84L86 45L89 43L88 41H86ZM161 42V41H160ZM228 41H226V43H227ZM231 42H232V40H231ZM234 42V41H233ZM237 42V41H236ZM236 42H234V43H236ZM66 43V44H65ZM82 43V42H81ZM83 43V44H84ZM91 43V42H90ZM95 42L93 41V44H94ZM167 43H169V42H167ZM239 44H240V42H238ZM244 43H245V41H244ZM78 44V43H77ZM85 44H84V46H85ZM166 44V43H165ZM212 44V43H211ZM228 44V43H227ZM229 44H230V39H229ZM67 45H68V47H67ZM78 45H80V48H81V44H78ZM96 44H94V45H92L91 46V49H92V47L93 46H95ZM160 45V44H159ZM168 46H169V44H167ZM167 45L165 46V47H167ZM232 45V44H231ZM234 45V44H233ZM5 46L7 47V48H5ZM84 46H82V47H84ZM161 46V45H160ZM160 46H159V49H161L160 48ZM197 46V45H196ZM202 46H204V47H202ZM240 46V45H239ZM246 46V45H245ZM248 46V45H247ZM73 47V46H72ZM97 47V46H96ZM158 47V46H157ZM164 47V46H163ZM209 47H210V45H209ZM209 47L207 48L208 50H209ZM233 47V46H232ZM235 47H237L236 45H235ZM234 47V48H235ZM69 48V49H68ZM74 48H75V50H77V52H79L80 50H78L77 48H78V46L77 47H73L72 49L74 50ZM85 48V47H84ZM83 48V49H84ZM87 52H88V50H89V45H87ZM211 48H212V46H211ZM246 48H248V47H246ZM251 48H249V49H251ZM96 49V48H95ZM95 49L93 50L92 49V51L94 52L95 51ZM165 49V48H164ZM207 49H203V51L204 50H207ZM255 49V51H257L258 50V48H257V50H256V48H254ZM71 52H70V51ZM75 50H74V53H76L75 52ZM96 50H98V49H96ZM207 50V51H208ZM212 50V49H211ZM210 50V51H211ZM252 50V49H251ZM262 50V49H261ZM157 51H158V49H157ZM156 51V52H157ZM160 51V50H159ZM165 51H166V49H165ZM170 50H168L167 52H169ZM188 51V50H187ZM203 51H201V52H203ZM207 51H204L205 52V54L207 53V54H209V52H207ZM243 51H245V49L243 50ZM242 51V52H243ZM249 51V50H248ZM254 50H252L251 52H249V57L251 56V54H252V57H254L253 56V54H254V52H253ZM70 52V53H69ZM83 52V51H82ZM91 52V50L89 51V53ZM96 52V51H95ZM213 52V51H212ZM238 52H240L239 50L236 52V53H238ZM242 52H240V54L242 53ZM245 52H247V51H245ZM244 52V53H245ZM253 52V53H252ZM263 52V54H264V51H262ZM262 52H259V53H262ZM81 53V52H80ZM84 53V52H83ZM96 53H98V52H96ZM160 53V52H159ZM158 53V54H159ZM200 53V52H199ZM211 53V52H210ZM235 53V54H236ZM244 53H242L241 54V56L240 57H242V55L244 54ZM251 53V54H250ZM72 54V55H71ZM91 54V53H90ZM93 54V53H92ZM166 54V53H165ZM162 55V56H165L166 58L167 57H169V56H166V55ZM169 54V53H168ZM171 54V53H170ZM169 54V55H170ZM185 54V55H184ZM183 55H184V57L185 58H183V60L184 59H186V60H184V66H183V68H184V71H183V68H182V65H183V63H181V62H183L182 60H181V62H178V60H180L181 59V57H180V59H178V60H176L175 62H171V63H173V65H174V70H173V65L171 66V70H173L169 75H168V77L170 78V79H172L173 81H175V83L178 85V82L180 83V85L182 86L183 85V87H185L184 89H182V90H184L183 91V93H184V96L186 95V98H190L192 95H193V97L192 98H194L196 101H198L197 103H198V108L200 109H202V108H204L203 107V105H205L203 102H202V100L203 99H199V94L200 93H195V92H192V93H190L188 90L190 89V85L188 86V88H187V90H185L186 89V86L185 85H187V82H188V84H189V82H190V84L192 85L193 84V86L195 87V89H196V87H198L199 88V90H201V91H199L198 90V88H197V91H199V92H202L201 94L202 95H207V96H209V95H220L221 94V92H219V91H221L220 89H217L216 88V85H217V83L219 84L220 83V81L218 82V81H215V76L212 78V79H214V80H212V82L210 81V78L213 76V74H216V72L214 73V71H213V69L214 68H211L207 63H204V64H201V63H199V64H197L198 62H195V61H193V62H191V58H190V51L189 52H186V53H184ZM204 54V53H203ZM247 54V53H246ZM257 53L255 52V55H256ZM263 54H261V55H263ZM77 55H78V53H77ZM77 55H75L74 54V56L76 57ZM84 55V54H83ZM88 55V54H87ZM257 55H259V54H257ZM80 56V55H79ZM86 56V55H85ZM158 56H160V55H158ZM171 56V55H170ZM206 56V55H205ZM208 56V55H207ZM210 56H212L211 54H210ZM209 56V57H210ZM238 56V57H239ZM71 57H72V59L73 60H71ZM74 57V58H75ZM91 57H93L92 55H91ZM97 57V56H96ZM164 57V59H166ZM236 57H237V55H236ZM244 57V56H243ZM258 57H260V55L258 56ZM163 58V57H162ZM247 58V57H246ZM251 58V57H250ZM262 58H263V56H262ZM262 58H258V59H261V60H259V62H257V66L260 64V63H262L261 61H263L262 60ZM19 59V60H18ZM90 59V58H89ZM91 59H93V62L95 61L94 60V58H91ZM90 59V60H91ZM158 59V58H157ZM207 59V58H206ZM238 59H240V58H238ZM245 59V58H244ZM252 59H256V57L255 58H252ZM258 59H256V61L258 60ZM15 60V61H16ZM85 60H87V59H85ZM159 60V59H158ZM209 60V59H208ZM247 60V59H246ZM248 60H249V58H248ZM88 61V60H87ZM162 61V60H161ZM161 61H159V62H161ZM166 61V60H165ZM165 61H164V65H165ZM167 61H168V58H167ZM207 61V60H206ZM240 61H242V60H240ZM253 61V60H252ZM251 61V63L249 62V64L250 65H253V64H255V61H254V63ZM20 62V63H21ZM74 62V63H73ZM93 62H91V64L90 65H92L93 64ZM102 62V64H103V61H101ZM170 62V61H169ZM176 62H178V63H176ZM186 62H187V64H186ZM209 62V61H208ZM248 62V61H247ZM19 63V62H18ZM66 63H67V65H66ZM78 63V62H77ZM85 63V62H84ZM175 63V64H174ZM193 63V64H192ZM194 63L195 64H197V65H194ZM245 63V62H244ZM71 64V65H72ZM79 64V63H78ZM78 64H76V65H78ZM88 64V63H87ZM127 64H130V63H126V66H128ZM159 64V63H158ZM162 64V63H161ZM169 64V63H168ZM187 65V68H189V70L191 71L190 73V76H188L189 75V73H187V70H186V65ZM241 64V63H240ZM247 64V63H246ZM245 64V65H246ZM249 64H247V65H249ZM169 65H171V64H169ZM208 65V66H207ZM238 64H236V66H237ZM242 65V64H241ZM240 65V66H241ZM14 66V65H13ZM74 66H73V68H74ZM89 66V65H88ZM99 66V65H98ZM133 66L134 65H132V68H133ZM166 66V65H165ZM195 66H197V67H195ZM259 66H261V65H259ZM11 67H12V70H11ZM15 67V66H14ZM70 67H72V66H70ZM92 67V66H91ZM158 67H160V65L158 66ZM242 67V66H241ZM251 67H254V66H251ZM264 66L262 65L261 66V68H263ZM20 68V69H21ZM77 68V67H76ZM89 68V67H88ZM125 68H128V67H125ZM157 68V67H156ZM166 68V67H165ZM199 69V72H197V70ZM236 68V67H235ZM234 68V69H235ZM243 68V67H242ZM241 68V69H242ZM247 68V67H246ZM245 68V69H246ZM260 68V69H261ZM69 69V68H68ZM90 69V68H89ZM98 69V68H97ZM96 69V72L99 70H97ZM103 69V68H102ZM114 69V68H113ZM134 70H136V68H133ZM244 69V70H245ZM256 69H259V68H255L254 70H256ZM92 70V69H91ZM91 70H89L90 72H91ZM127 70H129V72H127V75L128 76H125V77H129V76H133V74H132V69H131V66L129 67V69H127ZM137 70H139V68H137ZM136 70V71H137ZM170 70V69H169ZM240 69H238L237 71H239ZM243 70V69H242ZM243 70V71H244ZM70 71V70H69ZM102 71V70H101ZM125 71H126V69H125ZM135 71V72H136ZM156 71V70H155ZM186 71V72H185ZM212 71H213V73H212ZM235 71V70H234ZM237 71H235V72H237ZM247 71H249V70H247ZM262 71H263V69H262ZM261 71V72H262ZM99 72V71H98ZM103 72H104V70H103ZM183 72H185V74L183 73ZM189 72V71H188ZM252 72V71H251ZM259 72H260V70H259ZM259 72H257V73H259ZM71 73V72H70ZM88 73V72H87ZM138 73V72H137ZM136 73V74H137ZM164 73H166V71L164 72ZM168 73V72H167ZM198 73V74H197ZM218 73V72H217ZM246 73V71L244 72V74ZM250 73V72H249ZM248 73V74H249ZM256 73V74H257ZM14 74V75H13ZM90 74H92V73H90ZM98 74H100V73H98ZM97 74V75H98ZM103 74V73H102ZM102 74H100V75H102ZM116 74V73H115ZM187 74V75H186ZM199 74L201 75V76H199ZM252 74V73H251ZM251 74H250V76L249 77H251ZM87 75H89V74H87ZM218 75H219V73H218ZM253 76H254V74H253ZM256 76V75H255ZM257 76H259L258 74H257ZM264 74L262 73V75L260 74V76H259V80H253L252 81V77L250 78L251 79V81L252 82H255V86H256V84L257 85H261L262 84V86H264ZM10 77H9V79H10ZM27 77V76H26ZM74 77V76H73ZM82 77V76H81ZM79 78V79H83L84 77H82V78ZM86 77V76H85ZM95 77H96V75H95ZM134 77V76H133ZM247 77V76H246ZM218 78H219V76H218ZM218 78H216V79H218ZM248 78V77H247ZM255 78V77H254ZM258 78V77H257ZM76 79V78H75ZM85 79V78H84ZM136 79V78H135ZM134 79V80H135ZM222 79V78H221ZM129 80V79H128ZM76 81H78L77 79H76ZM84 81V80H83ZM125 81V80H124ZM123 81V82H124ZM127 81V80H126ZM137 81V80H136ZM215 81V82H214ZM223 81V80H222ZM250 81V83L252 84V82ZM2 82V83H1ZM31 82V83H32ZM123 82H121V85L123 84ZM209 82H211V85L212 84H215L214 85V87L216 88V89H214L213 88V85L211 86L210 85V83ZM214 82V83H213ZM244 82V81H243ZM242 82V83H243ZM118 83V82H117ZM125 83V82H124ZM249 83V84H250ZM128 84V83H127ZM222 84V83H221ZM254 84V83H253ZM125 85V84H124ZM123 85V86H124ZM139 85H140V83H139ZM234 85V86H233ZM239 85V84H238ZM246 85V84H245ZM128 86V85H127ZM141 86H142V84H141ZM219 85H217V87H218ZM229 87H232V89L230 88L229 90H228V88H227V91L229 92H226V90H223L224 91V93L226 92V93H228V94H230V95H236L238 92H240V91H238L236 94H232L231 93V91L233 92H236L235 90H237L240 86H237L236 85V83L234 84V83H232V86L229 84L228 85ZM252 86V85H251ZM177 87V86H176ZM182 87V88H183ZM194 87H193V89H194ZM241 87H243V86H241ZM257 87V86H256ZM179 88H181L180 86H179ZM192 88V87H191ZM201 88V89H200ZM209 88H212V89H209ZM219 88V87H218ZM245 89H246V87H244ZM244 88H240L241 89V93H242V95H244L245 93H246V91L247 90H245ZM254 88V87H253ZM262 88V87H261ZM178 89V88H177ZM176 89V90H177ZM213 89L215 90V91H213ZM240 89H238V90H240ZM245 91H244V90ZM140 90H141V94H142V91H144V89H141L140 88ZM181 90V91H182ZM190 90H192V89H190ZM219 90V91H218ZM242 90L244 91V92H242ZM175 91V90H174ZM188 91V92H187ZM222 91V92H223ZM40 92V93H41ZM145 92V91H144ZM177 92V94H178V91H176ZM175 92V93H176ZM217 92V94H215V93ZM146 93V92H145ZM159 93V92H158ZM173 93V92H172ZM183 93H181V94H183ZM146 95V94H145ZM175 95V94H174ZM195 95V96H194ZM198 95V96H197ZM222 95V94H221ZM225 95V94H224ZM227 95V94H226ZM240 95V94H239ZM142 96H144V94L142 95ZM177 96V95H176ZM145 97V96H144ZM173 97V96H172ZM171 97V98H172ZM86 100H85V99ZM201 98V97H200ZM54 99V100H55ZM194 100V101H195ZM70 102V103H67V102ZM76 101V103H74ZM88 101V100H87ZM221 101V100H220ZM78 102H80L78 105H77V103ZM224 102V101H223ZM71 103H72V105L73 106H75V108L73 107V111L70 109H68L67 107H66V104H68V105H71ZM75 105H74V104ZM219 103H222V102H219ZM150 104V103H149ZM149 104H147L148 106H149ZM22 105V106H21ZM71 105V106H72ZM80 105V106H79ZM224 105V104H223ZM56 106V105H55ZM79 106V107H78ZM85 106V107H86ZM31 107H32V105H31ZM70 107V106H69ZM84 107V108H85ZM92 107V106H91ZM187 107V106H186ZM186 107H184L186 110H184L182 107V109L184 110V111H187V108ZM33 108V107H32ZM69 110H67V109ZM82 108V107H81ZM153 108H155V107H153ZM156 108H157V106H156ZM197 108V107H196ZM195 108V109H196ZM24 109V108H23ZM30 109V108H29ZM88 109L90 110V112H92L91 111V109L88 107ZM87 109V110H88ZM143 110H144V107L142 108ZM200 109V110H201ZM32 110V109H31ZM76 110V109H75ZM79 109H77L76 111H78ZM57 111V112H58ZM72 111V112H71ZM183 111V113L184 114H186V113H188V112H184ZM206 111V110H205ZM56 112V111H55ZM54 112V113H55ZM75 112V111H74ZM79 112V111H78ZM89 112V113H90ZM141 112V111H140ZM195 112V111H194ZM198 112H201V111H198ZM203 112H204V110H203ZM72 113H73V115H72ZM143 113L144 112H142V116H141V114L139 115V117L141 116L142 118H140L139 119V122H140V120H142L138 125L137 124H135V125H137L135 128L137 129V131H139L138 133L136 132V138H137V140H138V143H140L141 145H143L144 143L146 144V145H148L147 143L151 140L152 142L151 143H153V141H154V138H152V134H151V132H152V130H153V128L151 127V125H149V126H147L144 122H146V121H149V120H151V119H153L152 117H153V113L151 114H149V112L147 111V113H146V111H145V116L143 115ZM193 113V112H192ZM191 113V114H192ZM40 114V113H39ZM148 114H149V117H146V116H148ZM201 114V113H200ZM40 115H42V114H40ZM44 115V114H43ZM155 115V114H154ZM201 115H203V114H201ZM55 116H58L57 114L55 115ZM76 117V118H79V116H80V119H77V120H80V121H78V122H80V123H78V122H76V121H73L72 120V117ZM143 116L145 117V118H143ZM42 117H44V116H42ZM74 117V118H75ZM205 117H206V115H205ZM208 117V116H207ZM57 118V117H56ZM209 118V117H208ZM58 119V118H57ZM60 120V119H59ZM203 120V119H202ZM205 120V122L206 123H208L207 121H208V119L206 118V119H204ZM207 120V121H206ZM31 121V120H30ZM55 121V120H54ZM62 121V120H61ZM154 121L155 120H153V122L152 123H154ZM21 122V123H20ZM32 122V121H31ZM40 122V121H39ZM151 122V121H150ZM29 123V122H28ZM27 123V124H28ZM84 123V122H83ZM157 123L158 122H156V123H154L153 125H157ZM205 123V124H206ZM22 124V125H21ZM27 124H25L26 126H27ZM51 124V123H50ZM85 124V123H84ZM93 124V123H92ZM185 125V126H184ZM207 125V124H206ZM205 125V126H206ZM23 126H24V128L25 129H23ZM34 126V125H33ZM60 126H62V128L60 129ZM64 126V127H63ZM168 126V125H167ZM176 126V125H175ZM196 126V125H195ZM216 126H218V125H216ZM36 127V126H35ZM34 127V128H35ZM158 127V126H157ZM156 126H155V128H157ZM189 127H191V128H189ZM165 128L166 127H164V130H165ZM169 128V127H168ZM188 128V129H187ZM213 128H215V127H213ZM135 129V130H136ZM160 130V128L158 127L157 128V130ZM192 130H190V131H192ZM215 130H217L218 131V129L217 128H215ZM219 130H220V128H219ZM89 132L90 133H93V132H91L90 130H89ZM206 132H207V130H206ZM214 132H216V131H214ZM220 132H222V131H220ZM10 133V134H9ZM33 133V132H32ZM88 133V132H87ZM192 133V134H191ZM195 133V132H194ZM201 133V132H200ZM217 133L218 132H216V136H217ZM88 135L90 136L91 134H89L88 133ZM88 135H87V137H88ZM94 135V134H93ZM93 135H91V136H93ZM192 135H194V136H192ZM96 137V136H95ZM95 137L93 138V139H95ZM196 137H198V134H197V136ZM15 138V139H14ZM217 138V137H216ZM16 139H18V140H16ZM91 140H92V138H90ZM90 139H87V140H90ZM153 139V140H152ZM194 139V141H191V140H193ZM249 139H251V138H249ZM248 139V140H249ZM262 139H263V137H262ZM252 140V139H251ZM259 140H261V137H260V139ZM264 140V139H263ZM262 140V142H264ZM226 141V140H225ZM14 142V141H13ZM86 142V141H85ZM91 142H93V140L92 141H90V143ZM222 142V141H221ZM227 142V141H226ZM248 142V141H247ZM20 143V142H19ZM80 143H82L81 144V146H80ZM86 143H88V141L86 142ZM220 143V142H219ZM222 143H225L224 141L222 142ZM221 143V144H222ZM85 144V143H84ZM226 144H228V142L226 143ZM162 145H164V144H162ZM161 145V146H162ZM219 145V144H218ZM84 146V145H83ZM221 145H219V147H220ZM224 145L222 144V147H223ZM226 146V145H225ZM223 147L224 149L226 148V147ZM3 147V146H2ZM42 147H45L47 150H48V153L47 154H38L37 153V151H35V149L37 148H42ZM104 147H105V145H104ZM174 148V149H172V148ZM221 147V148H222ZM249 147H251V145L249 146ZM1 148V147H0ZM222 148V149H223ZM229 148V147H228ZM89 149V148H88ZM87 149V150H88ZM220 149V148H219ZM223 149V153L225 152L226 153V151L228 150V149H226V150H224ZM2 150H3V148H2ZM105 150V149H104ZM108 151H109V149H107ZM3 151H5V150H3ZM3 151L1 152L2 154H3ZM7 151H8V149H7ZM13 151V150H12ZM84 151H85V149L83 150V154H84ZM108 151H107V153H108ZM110 151H111V149H110ZM14 152H16V151H14ZM13 152V153H14ZM20 152V151H19ZM113 152V151H112ZM12 153V152H11ZM86 153H88V151L86 152ZM111 153V152H110ZM110 153L108 154L109 155V157H110ZM118 153H119V151H118ZM220 153V152H219ZM228 153V152H227ZM2 154H0V156H3ZM16 154H18V153H16ZM81 154H82V152H81ZM83 154H82V157H83ZM88 154H90V153H88ZM88 154H86V155H88ZM230 154V153H229ZM5 155H6V153H5ZM91 155V154H90ZM113 154H111V156H112ZM10 156V155H9ZM12 156V155H11ZM14 156H16V155H14ZM59 156V157H58ZM117 156V155H116ZM229 155H227L226 157H228ZM4 157H7V156H4ZM3 157V158H4ZM13 157V156H12ZM12 157H11V159H12ZM88 157H90L89 155H88ZM91 157H93V156H91ZM223 157H225L224 155H223ZM2 157H1V159H3ZM10 158V157H9ZM14 158V157H13ZM17 158H19V157H17ZM16 158V159H17ZM25 158V159H24ZM120 158H121V156H120ZM119 158V159H120ZM146 158V157H145ZM0 159V160H1ZM5 159V158H4ZM10 159V160H11ZM87 159V158H86ZM89 159V158H88ZM119 159H115L116 160V163H117V161L119 160ZM144 159V158H143ZM156 159V158H155ZM15 160V159H14ZM25 162H24V161ZM121 160V159H120ZM247 160V159H246ZM15 161H17V160H15ZM89 161V160H88ZM91 161V160H90ZM89 161V162H90ZM93 161H94V159H93ZM247 161H249V160H247ZM55 162V163H56ZM59 162V161H58ZM95 162V161H94ZM121 162V161H120ZM158 162H159V164H158ZM198 162H200V163H207L208 164V167H207V174H214V179H213V177H211L212 179H207L206 180V183H204L205 184V188L206 189H208L209 190V200H208V202H207V205H206V207H207V209L205 208V210L206 211H208V209H209V211L211 210V212L213 211V210H215V211H213V212H216V214L218 215L219 214V216H217L216 215V217H218L219 219H217L216 217H215V215L213 216V217H215L216 219H215V221L217 220H219V223H220V219H222V221L223 222H221L219 225H223L222 223H224V225L228 228V230L229 231H231V230H233V228L236 226L237 227V229H239V231H241V232H239V233H237L236 231L237 230H235V232L237 233V235H236V237L237 236H242L241 237V239L243 238L244 239V241L243 240H239L240 241V243H239V241H238V244H240V245H242L241 247H240V245L238 246L239 248L238 249H236L237 251H242L241 249H243V251L241 252L242 254H240V252H238L237 253V251H235L236 252V256H235V252H233V250L235 249V248H237L236 246L234 247V249L233 250H229V252H228V248H224V250L223 251H221V254L220 255H217V254H215V253H213V252H211L209 249H211L210 247H209V249H208V245L209 244H207V248H206V246L204 247L203 246V244H206L207 242H204L203 244H202V246L200 247V246H198L199 245V242L197 243V240H199V239H197L196 237H198L199 236V238H204L203 236H205V233H203L202 231L203 230H205L204 229V226L202 225V220L200 219V217L199 218H194L193 216H196V215H193V214H195V213H191V212H195L196 211V209H197V207H192V204H191V202H190V197H192L193 195H194V192L192 193V194H190V192L189 191H193V186H192V180H191V178L193 177L191 174H190V177L191 178H189L188 176H189V172H191L192 173V171L193 170H191L192 168H193V165L194 164H196V163H198ZM245 162V161H244ZM10 164L12 163L11 161L9 162ZM22 163V164H21ZM226 163V164H227ZM4 164V163H3ZM7 164V163H6ZM13 164H15V163H13ZM13 164L11 165V166H13ZM52 164V165H51ZM90 164V163H89ZM89 164H87V165H89ZM205 164H204V166H203V168H205L206 166H205ZM16 165V164H15ZM19 165V164H18ZM54 165H56V164H54ZM198 165H201V164H198ZM228 165V164H227ZM231 165V164H230ZM247 165H249V162H246V163H244V166L243 165H240L241 166V168H242V171L244 170V172H245V174L247 173V175H245L244 174V176L242 177L243 179H246L247 180V177L248 178H251L252 177V173H250V172H252V170H251V167H250V165L249 166H247ZM5 166V165H4ZM243 166V167H242ZM6 167H8V165L6 166ZM14 167V166H13ZM13 167H12V169H13ZM88 167V166H87ZM123 167V166H122ZM18 168H20V167H18ZM39 168H41L40 170H38ZM57 168V167H56ZM81 169H82V167H80ZM231 168V167H230ZM6 169V168H5ZM8 169V168H7ZM9 169H11L10 168V166H9ZM66 169V170H67ZM78 169V170H77ZM179 169V170H178ZM181 169V170H180ZM227 169V168H226ZM228 169H229V167H228ZM250 169V170H249ZM100 170H101V172H100ZM191 170V171H190ZM8 171V170H7ZM17 171H19V172H17ZM84 171V170H83ZM98 171H99V173H98ZM123 171V172H124ZM227 171V170H226ZM250 171V172H249ZM17 172V173H16ZM69 172V173H70ZM81 172H82V170H81ZM91 172V171H90ZM122 171H121V175H122V173H123ZM219 172V173H218ZM224 171H222V173H223ZM8 173V172H7ZM6 173V174H7ZM84 173V172H83ZM88 173H89V171H88ZM108 173V174H107ZM112 175H111V174ZM118 173H120V171H118ZM183 174L184 175V179H183V183H181L180 184V186H179V184H177L176 186L177 187H175L174 185H175V181L177 182L178 181V175L179 174ZM14 174V173H13ZM19 174V175H18ZM60 174V173H59ZM74 174H76V173H74ZM80 174H82V173H80ZM90 174V173H89ZM90 174V175H91ZM107 174V175H106ZM203 174H204V172H203ZM225 174V175H226ZM248 174H250L249 176H248ZM10 175V174H9ZM76 175H78V176H75L76 178L78 177L79 178V176H82V175H79V174H76ZM109 175V176H108ZM111 175V176H110ZM188 175V176H187ZM220 176H221V173L219 174ZM19 176V177H18ZM87 176V175H86ZM85 176V177H86ZM119 176H120V174H119ZM212 176V175H211ZM223 176H224V174H223ZM63 177H64V175H63ZM73 177H74V175H73ZM87 177H89V176H87ZM225 177H224V180H225ZM10 178V177H9ZM19 178V179H20ZM65 178V177H64ZM76 178H73L74 180L76 179ZM206 178V177H205ZM53 179H56V180H58V179H60L59 181H56V180H53ZM80 180L82 179V178H79ZM86 179V178H85ZM90 179V178H89ZM89 179H87L88 181H91V180H89ZM162 179H164V180H162ZM220 179H221V177H220ZM251 179H253V177L251 178ZM77 180V179H76ZM83 180H84V178H83ZM227 180H226V182H227ZM237 180V183H239L238 181H240V180H238V179H236ZM250 180V179H249ZM249 180L248 181H246V183L248 182V184H249V186H250V184L252 183V182H250L249 183ZM19 181V180H18ZM55 181V182H54ZM82 181V180H81ZM156 182H158L157 180H155ZM154 181V182H155ZM233 181V182H232ZM19 182H21L20 184H22V182L23 183H26V182H24V180L23 181H19ZM74 182L75 183H77L76 181H73V185H74ZM215 182H217V183H215ZM27 183V184H28ZM55 183V184H54ZM58 185H57V184ZM79 183H81V182H79ZM83 183V182H82ZM222 183H224V185L222 184ZM19 184V185H20ZM57 185V188H58V186L59 187H62V191H61V189L59 190V188H58V190L54 187V186H52V185ZM66 184V183H65ZM247 184V185H248ZM26 185V184H25ZM76 185V184H75ZM83 185H85V184H83ZM159 185V184H158ZM223 185V186H222ZM238 185V184H237ZM245 185V184H244ZM246 185V186H247ZM64 186H66V185H64ZM96 186L98 187V188H96ZM234 186V185H233ZM240 187H238V188H242V186H241V184L239 185ZM78 187V186H77ZM174 187V188H173ZM244 187V186H243ZM13 188H14V186H13ZM20 188V187H19ZM250 188V187H249ZM86 189V188H85ZM238 191H240V192H238ZM14 190H15V188H14ZM80 190V189H79ZM87 190V189H86ZM159 190V191H158ZM250 190V189H249ZM16 191V192H17ZM85 191V190H84ZM14 192V191H13ZM17 192V193H18ZM78 192H80V191H78ZM89 192V191H88ZM189 192V193H188ZM76 195H75V194ZM82 193V192H81ZM239 193H241V194H239ZM82 194H84V193H82ZM89 194V193H88ZM5 195H7V194H5ZM80 195V194H79ZM241 195H245V197H246V200L248 201V202H246V200H243L245 197H242ZM8 196H9V194H8ZM249 196V197H248ZM7 197V196H6ZM193 198V197H192ZM243 198V199H242ZM87 199V198H86ZM7 200H4V201H6L7 202ZM192 201V200H191ZM246 202V203H245ZM133 203V202H132ZM158 204H159V202H158ZM88 205V206H87ZM232 206H234V207H232ZM238 208H237V207ZM230 207L231 208H233V210H231L230 209ZM195 209V210H193V209ZM203 208V207H202ZM230 209V210H229ZM199 210V209H198ZM205 210L203 211V212H205ZM81 211V213H83ZM109 213H108V212ZM112 211H114V212H112ZM158 211V210H157ZM236 211H237V218H235L234 216V213H236ZM242 211V210H241ZM245 211V210H244ZM112 212V213H111ZM160 212H161V210H160ZM199 212V211H198ZM202 212V213H203ZM212 212V214H214ZM233 213V215L232 214H230V213ZM111 213V214H110ZM202 213H199L200 215L202 214ZM208 213H210V212H208ZM93 214V213H92ZM158 214V213H157ZM240 214V215H239ZM89 215H90V213H89ZM105 215H107V218H106V216ZM159 215H161V213H159ZM193 215V216H192ZM198 215V214H197ZM199 215V216H200ZM203 215V214H202ZM249 215L250 216H252V211L250 210L249 211ZM205 216H206V219H207V214L205 213ZM208 216H209V214H208ZM115 217V216H114ZM153 217H155V216H153ZM157 217V216H156ZM202 217V216H201ZM210 217V216H209ZM160 218V217H159ZM71 219V220H70ZM196 219V220H195ZM198 219V220H197ZM209 219V218H208ZM92 220V221H91ZM159 220V219H158ZM201 220V221H200ZM210 220H211V218H210ZM213 220V219H212ZM13 221H14V219H13ZM90 221L92 222V223H90ZM94 222V223H93ZM212 223L211 224H213V221H211ZM88 223V224H87ZM204 224V223H203ZM214 224H217V222H215ZM213 224V225H214ZM218 224H217V226H218ZM76 225V224H75ZM89 225V226H90ZM183 225H184V227H183ZM13 226V225H12ZM172 226V228H174ZM178 226V225H177ZM194 226V228H193V230H191L192 229V227ZM15 227V226H14ZM66 227H68V228H66ZM69 227L70 228H74V230L70 233V235H72V237L68 234V232H66V235L68 234L69 235V239L71 238L74 242L76 241V242H79L78 244H76V242L74 243V242H70V241H67L68 240V236H66V235H64L65 234V230H69ZM176 227V226H175ZM210 227H213V226H210ZM209 227V228H210ZM214 227H215V225H214ZM177 228V227H176ZM185 228V229H184ZM14 229V228H13ZM88 229L86 230V231H88ZM93 229V228H92ZM91 229V230H92ZM162 229V228H161ZM168 229V228H167ZM170 229H171V227H170ZM178 229V228H177ZM177 229H175V230H177ZM180 229V230H181ZM194 229H196V231L195 232H193L194 231ZM215 229V228H214ZM21 230L23 231V230H25L24 228H22V229H20V234H21ZM159 230H160V228H159ZM219 230H220V226H219ZM15 231V232H16ZM81 231V232H80ZM85 231V230H84ZM95 231V230H94ZM102 231V230H101ZM100 231V232H101ZM104 231V230H103ZM103 231H102V234L100 235V233H99V237L101 236V237H103V238H105V235H103V234H105V232L103 233ZM25 232V231H24ZM23 232V233H24ZM80 232V233H79ZM95 232H99V230H97V231H95ZM153 232V234H156V233H154V231H152ZM157 232V231H156ZM184 232V231H183ZM201 232H202V235H201ZM204 232H206V231H204ZM234 232V233H235ZM243 232V233H242ZM14 233V232H13ZM193 233V234H192ZM194 233H200V235L199 234H197L198 236H196V237H194V238H196V239H193V237L192 236H194ZM241 233V234H240ZM239 234V235H238ZM244 236H243V235ZM21 235H23V234H21ZM26 235V234H25ZM163 235V234H162ZM162 235H159L158 236V238H156L157 240H156V243H157V245H158V250L159 251H162L163 249H164V238L166 239V241H168V240H170V238H172L173 236H172V234H169V235H166V237L164 236V238L162 237ZM196 235V234H195ZM214 235H215V232H214ZM64 236V237H63ZM65 236H66V238H67V240L65 241V242H61V241H63V239L65 238ZM156 236H157V234H156ZM184 236V237H185ZM202 236V237H201ZM235 235L233 234V236L232 237H234ZM22 237V236H21ZM24 237V236H23ZM75 237H76V239H75ZM77 237L79 238V239H77ZM98 237V239L100 240V241H102V240H104L103 238H99ZM208 237V236H207ZM235 237V238H236ZM239 237V238H240ZM153 238V237H152ZM218 238V237H217ZM216 238V239H217ZM235 238H233V239H231L233 242H234V239ZM25 239V238H24ZM146 239H148V237L147 238H145V240ZM185 239V238H184ZM183 239V240H184ZM215 238H213V240H214ZM254 239H255V241H254ZM257 239V240H256ZM201 240V239H200ZM230 240V241H231ZM237 240H238V237H237ZM105 241V240H104ZM144 241V240H143ZM142 241V242H143ZM201 241H203V240H201ZM241 241H243V242H241ZM60 242L62 243L61 245H60ZM71 244H70V243ZM150 241H145L143 244H144V246L145 245H148V243H149ZM236 242L237 241H235V245H236ZM257 242V243H256ZM264 242V241H263ZM73 243V244H72ZM230 243V242H229ZM65 245V246H62V245ZM69 244V245H68ZM75 244H76V249H73V248H75ZM183 244V245H184ZM232 244H234V243H232ZM32 245V246H31ZM71 245H73V247H71ZM83 246H85L84 244H82ZM82 245L81 246H79L80 247V249H81V247H82ZM127 245H128V247H127ZM127 245H125L128 249L126 250V248L124 249V251L123 250H121L122 252L120 253L121 254V256H124V259L126 260L127 258H125V257H128L129 256V254H128V250L129 249H131L132 248V245L130 244H127ZM200 245H201V243H200ZM124 246V247H125ZM130 246H131V248H130ZM213 246V245H212ZM227 246V245H226ZM26 247H28V246H25V248ZM182 246H180V249L179 250H181V249H183V248H181ZM199 247H200V249H199ZM230 247H233L232 245H230ZM261 247H263V248H261ZM241 248V249H240ZM25 250H27V249H25ZM78 250V251H77ZM83 250V249H82ZM127 252H126V251ZM227 250V251H226ZM182 252H183V250H181ZM232 251V252H231ZM77 252H78V254H77ZM123 252H125L126 254H124ZM180 252V251H179ZM182 252H181V254H182ZM223 252V253H222ZM129 253H130V255H132V250H129ZM31 254V255H30ZM180 254V257L183 255H181ZM237 254H238V256H237ZM32 256V257H31ZM162 256V255H161ZM166 256V255H165ZM130 257V256H129ZM174 257V256H173ZM183 258L181 257V259H182V261H183ZM80 259L82 260L81 262H80ZM169 259H171V256H170V258ZM174 259V258H173ZM180 259V260H181ZM93 260V261H92ZM128 260V259H127ZM162 260H164L163 258H162ZM176 260H178L177 258L176 259H174V260H170V264H179V262H180V260H179V262H177ZM129 263V262H128ZM152 264H165L164 262H162L161 260L160 261H157L156 262V259H154L153 261H152ZM180 264H181V262H180Z\"/></svg>",
  "mask_w": 264,
  "mask_h": 264
}]
</instances>
